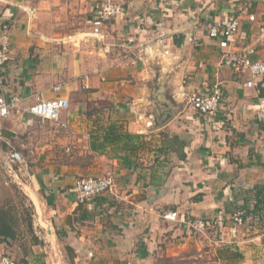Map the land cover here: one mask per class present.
<instances>
[{
  "label": "crops",
  "instance_id": "crops-1",
  "mask_svg": "<svg viewBox=\"0 0 264 264\" xmlns=\"http://www.w3.org/2000/svg\"><path fill=\"white\" fill-rule=\"evenodd\" d=\"M116 1L124 12L96 36L95 0H0L12 53L3 96L22 106L0 117V159L8 151L23 158L13 174L0 163V209L17 182L34 228L49 225L74 264H264V208L229 219L264 186V76L247 87V75L224 59L247 51L264 63V0ZM230 15L240 21L232 42L206 34L210 21ZM215 83L227 122L220 130L189 103ZM36 98L69 106L57 120L41 119L24 110ZM114 123L142 138L130 165L110 146L92 149V135L100 141ZM107 173L113 193L75 201L77 177ZM169 212L174 220L164 218ZM219 213V231L188 232L189 220ZM9 244L0 238V251L15 258Z\"/></svg>",
  "mask_w": 264,
  "mask_h": 264
},
{
  "label": "built area",
  "instance_id": "built-area-1",
  "mask_svg": "<svg viewBox=\"0 0 264 264\" xmlns=\"http://www.w3.org/2000/svg\"><path fill=\"white\" fill-rule=\"evenodd\" d=\"M97 6L93 13L92 26L93 35H99L101 27L107 21L119 17L124 12L122 3L116 0H95ZM252 0H244V4L250 3ZM240 21L238 16L230 15L225 19L210 21L205 31L209 37L216 38L223 36L228 42H232L239 29ZM10 20L1 18L0 20V117H5L10 110L20 109V100L17 97L6 100L3 96L4 66L12 57L11 41L9 35ZM225 63L229 65L234 72L244 73L247 75L245 86L253 87L254 79L264 76V63L251 58L247 51H231L224 54ZM222 90L217 83L213 84L207 93H193L189 98L191 107L200 115H202L209 128L212 130H220L227 124L224 118L218 116V108L220 106ZM69 103L66 99L58 98L52 101H46L36 98L35 102L30 104L24 110L31 116L41 119L57 120L60 110L66 109ZM0 163L4 169L13 174V168L16 165L23 164L22 155L17 151H8L0 159ZM114 177L107 173L104 175H86L79 176L75 179L72 187V195L76 202L86 203L96 197L105 194H111L114 191ZM243 210H239L230 216L229 219L233 223L241 222ZM168 220L176 218L175 212H169L164 215ZM190 227L198 231H203L208 227H215L219 231L223 226V216L219 213L214 219L212 218H194L189 220ZM0 264H17V262L5 252L0 251Z\"/></svg>",
  "mask_w": 264,
  "mask_h": 264
},
{
  "label": "trees",
  "instance_id": "trees-1",
  "mask_svg": "<svg viewBox=\"0 0 264 264\" xmlns=\"http://www.w3.org/2000/svg\"><path fill=\"white\" fill-rule=\"evenodd\" d=\"M92 149L93 150H99L103 151L106 149L107 146H110V148L115 152V155L117 156L118 153H123L121 155L122 164L124 165H130L132 164V160L136 156L137 152L143 147L142 145V138L138 134H132L127 132L123 129L122 125L120 124H110L106 129L102 131V139L98 140V135L93 136L92 135ZM253 193V200L252 205L250 208L247 206L243 209V214L249 215V214H257L256 212L258 210H261L264 208V186L263 185H257L254 188ZM246 209V213H245ZM27 220H26V230L29 232L31 239H32V245L39 244L38 237L35 235L33 231V216L28 212L27 209ZM86 212V211H85ZM59 236V235H58ZM19 237V224L17 222V219L15 216L11 213L9 209H0V238L3 241L11 242L12 240H17ZM66 249H69L68 246H66ZM31 252L30 249L24 248L23 257L19 259L18 261L13 258L18 264H29L28 262V254ZM10 256L8 252H5ZM170 261H174L172 258L164 257L162 259H159L156 261L155 264H167ZM42 264V263H38Z\"/></svg>",
  "mask_w": 264,
  "mask_h": 264
},
{
  "label": "rangeland",
  "instance_id": "rangeland-1",
  "mask_svg": "<svg viewBox=\"0 0 264 264\" xmlns=\"http://www.w3.org/2000/svg\"><path fill=\"white\" fill-rule=\"evenodd\" d=\"M16 183L17 182H14L13 186H11L12 192H9L10 194L6 199L5 205L7 206L6 208L9 209L11 213L17 219V222L19 224V237L17 238V240H12L10 244L8 245L7 249H9L10 252H14V257L17 261L21 259V257H23L22 252L24 251L25 247L26 249H30L31 252L27 253L28 254L27 258H28V261L30 259V264L31 262L33 263L31 258L34 256H36L39 261L42 260L44 263L46 262L48 264H74L73 256L70 253V251L66 249V244L59 239L53 240L51 237L48 238L46 231L43 228L45 224H43L42 222H41L42 226L40 227L36 226V228H34V224H33L34 220H33L32 228H33L34 233L36 231L37 234L35 233V235L38 237V240L42 241L43 244L42 245L40 244L32 245L33 242H32L31 236L25 228L26 220H27V217H26L27 212L25 209H27L30 214H33L32 206L28 203L26 198L21 195L19 189H17L18 187ZM237 211H235L234 213H236ZM245 213H246V209H245ZM243 218L244 220L246 219V216L244 214L241 215V221L243 220ZM212 228L213 227H208L207 229L203 231H198L194 229L193 227H190L188 232L191 235L204 237L210 234L213 230L215 231V229L213 228L212 230ZM161 264H164V263H161ZM167 264H190V263L188 261L187 262L185 261L184 263L170 261ZM196 264H210V261L207 257V258L200 259V262H197Z\"/></svg>",
  "mask_w": 264,
  "mask_h": 264
},
{
  "label": "water",
  "instance_id": "water-1",
  "mask_svg": "<svg viewBox=\"0 0 264 264\" xmlns=\"http://www.w3.org/2000/svg\"><path fill=\"white\" fill-rule=\"evenodd\" d=\"M46 234L48 235V238H50L51 236V228H50V226L49 225H47V227H46ZM40 242H42V241H40Z\"/></svg>",
  "mask_w": 264,
  "mask_h": 264
},
{
  "label": "bare ground",
  "instance_id": "bare-ground-1",
  "mask_svg": "<svg viewBox=\"0 0 264 264\" xmlns=\"http://www.w3.org/2000/svg\"><path fill=\"white\" fill-rule=\"evenodd\" d=\"M37 202V201H36ZM44 224V223H43Z\"/></svg>",
  "mask_w": 264,
  "mask_h": 264
}]
</instances>
